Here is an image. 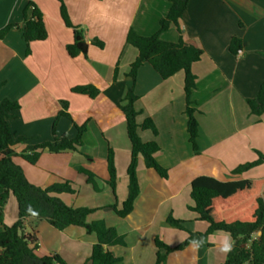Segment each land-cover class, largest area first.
Segmentation results:
<instances>
[{"label":"crops","instance_id":"0c3cea01","mask_svg":"<svg viewBox=\"0 0 264 264\" xmlns=\"http://www.w3.org/2000/svg\"><path fill=\"white\" fill-rule=\"evenodd\" d=\"M74 26L85 32L88 56L72 58L67 47L74 43V31L61 17L57 0H34L43 13L48 38L28 46L19 28L0 40V102L17 101L21 109L10 121L14 139L30 141L15 148L22 153L27 145L54 142L67 135L75 139L76 126L87 125L83 147L79 152L67 150L58 154L41 152L36 164L21 156L14 162L22 168L35 186L46 188L69 181L76 195L59 197L70 207L98 209L88 222L104 221L122 237L124 244L113 247L125 264H155L159 238L171 248L190 236L171 227L173 215L186 222V228L205 234L209 224L189 210L194 206L191 184L209 176L221 182L264 180V164L242 175L231 172L240 165L257 160L264 153V115L252 113L250 100L257 98L264 82V0H190L180 21L186 39L194 40L203 51L201 61L192 67L197 76L192 100L200 124V152L193 151L187 131L185 73L163 80L149 63L139 70L135 94L136 109L141 113L139 125L153 120L158 130H139L144 143L156 142L161 151L157 161L168 170L163 179L147 168L142 156L138 161L141 194L133 212L120 218L103 207L117 204L120 209L128 197V168L131 144L125 115L119 109L133 81L128 76L139 52L127 43L131 28L142 36H153L170 7L169 0H64ZM28 0H0V30L15 24L22 28ZM32 9L28 12L31 18ZM234 37L242 40L237 55L230 51ZM104 43L103 49L91 44ZM160 39L177 43L180 34L172 25ZM119 75L114 81L115 70ZM92 85L100 90L95 99L77 94L73 89ZM68 103L71 120L54 123ZM112 149L117 171L116 190L107 183L108 154ZM89 157L91 160H89ZM77 168L95 175L90 184ZM19 219L18 203L11 196L5 210V223L12 226ZM24 235L38 241V254L59 255L67 264H84L97 243L94 234L71 226L56 230L46 221L27 219ZM225 243L230 245L223 251ZM231 236L224 232L195 238L183 251L169 254L163 264H223L233 247ZM164 255L165 250H160Z\"/></svg>","mask_w":264,"mask_h":264},{"label":"trees","instance_id":"16d2710c","mask_svg":"<svg viewBox=\"0 0 264 264\" xmlns=\"http://www.w3.org/2000/svg\"><path fill=\"white\" fill-rule=\"evenodd\" d=\"M60 3L61 17L65 25L74 31V43L67 47L70 57L88 56L89 43L85 39L83 29L76 27L71 22L67 6L64 0ZM171 7L167 15L160 21V29L153 36H142L131 28L127 35V43L139 52L135 62L131 65L128 76L133 84L128 89L125 99L119 106L123 112L127 124V134L131 144V163L128 168L129 192L126 201L119 209L117 204L103 207L104 211H113L120 218L129 216L141 194L138 179V161L142 156L147 168L154 169L161 178L168 179L169 172L157 161V154L161 148L156 142L144 143L139 135V130H150L158 133L155 123L147 119L144 124L137 122L140 112L136 109L139 97L135 94L140 68L149 63L163 80L174 75L185 73L186 116L189 141L193 151L199 154L200 124L197 119V109L192 95L196 89L197 76L192 67L201 61L203 51L194 40L186 39L180 21L187 10L190 0H169ZM32 9L31 18L28 12ZM25 22L22 28L15 24L6 26L0 30V40H3L14 28H19L30 54L29 45L32 42H42L48 38L43 13L35 5L34 0H28L24 10ZM175 25L180 40L177 43L160 39L161 33ZM91 44L103 49L104 43L98 39ZM242 49V40L234 37L231 41L230 51L237 55ZM119 75L118 67L115 70L114 81ZM73 92L88 95L95 99L100 90L92 85L76 87ZM252 113L258 116L264 115V82L261 85L256 99L250 100ZM68 103L62 102L63 110L59 113L54 126L61 118L71 120L67 112ZM21 109L17 101L4 100L0 102V264H67L59 255L40 256L37 252L38 241L34 236H26L23 233L25 221L34 219L37 222L46 221L56 230L76 226L86 229L88 234L97 237V243L93 246L91 257L84 264H125L113 247L123 245V239L113 227H108L104 221L88 222L91 214L98 209L78 208L68 206L59 196L62 194L76 195L78 190L72 182L64 181L52 186L42 188L33 185L27 179L24 171L14 162V157L21 156L31 164H36L41 152L48 150L51 153H61L67 150L79 152L83 147V136L87 131V125L76 126L78 135L70 139L67 135L54 142H44L36 145H27L22 153H17L15 148L26 144L29 139H14L10 121L17 118ZM257 160L238 166L232 170L233 175H242L264 164V153L257 151ZM89 160L91 158L89 157ZM109 186L116 190L117 171L115 157L112 149L108 154ZM85 175L90 184H94L95 175L85 169L77 168ZM191 199L194 206L189 210L200 215V220L209 224L205 234L194 233L186 228V222L177 220L173 215L167 219V224L190 234L189 238L178 247L171 248L159 238L156 246L159 249L155 264H163L167 256L173 252L185 250L197 237H205L214 233L224 232L231 236L233 247L228 253L223 264H264V180H243L221 182L214 177L201 176L191 184ZM16 198L18 203L19 219L12 226L5 223V207L10 197ZM160 250H165L162 255Z\"/></svg>","mask_w":264,"mask_h":264},{"label":"clouds","instance_id":"9594fccd","mask_svg":"<svg viewBox=\"0 0 264 264\" xmlns=\"http://www.w3.org/2000/svg\"><path fill=\"white\" fill-rule=\"evenodd\" d=\"M229 248H230V245L229 244H227V243H225V245H224V248H223V251H228L229 250Z\"/></svg>","mask_w":264,"mask_h":264},{"label":"rangeland","instance_id":"374dc122","mask_svg":"<svg viewBox=\"0 0 264 264\" xmlns=\"http://www.w3.org/2000/svg\"><path fill=\"white\" fill-rule=\"evenodd\" d=\"M8 204V203H7ZM6 207H7V205H6ZM6 207H5V210H6Z\"/></svg>","mask_w":264,"mask_h":264}]
</instances>
